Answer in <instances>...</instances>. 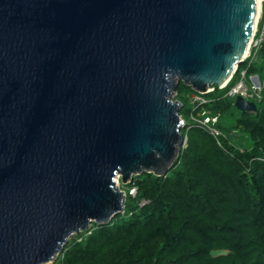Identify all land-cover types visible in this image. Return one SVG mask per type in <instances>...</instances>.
Returning <instances> with one entry per match:
<instances>
[{"label":"water","instance_id":"obj_1","mask_svg":"<svg viewBox=\"0 0 264 264\" xmlns=\"http://www.w3.org/2000/svg\"><path fill=\"white\" fill-rule=\"evenodd\" d=\"M255 5L0 0V264L54 263L70 237L124 211L116 179L167 174L184 141L180 82L229 80Z\"/></svg>","mask_w":264,"mask_h":264},{"label":"trees","instance_id":"obj_2","mask_svg":"<svg viewBox=\"0 0 264 264\" xmlns=\"http://www.w3.org/2000/svg\"><path fill=\"white\" fill-rule=\"evenodd\" d=\"M258 61L244 63L246 76L264 70V50ZM214 87L203 108L230 118L247 147L188 122L185 146L167 174L138 175L124 211L82 241L71 239L59 264H264V88L250 112ZM179 89L194 91L182 82ZM218 127L231 130L223 121ZM214 249L228 253L212 257Z\"/></svg>","mask_w":264,"mask_h":264},{"label":"rangeland","instance_id":"obj_3","mask_svg":"<svg viewBox=\"0 0 264 264\" xmlns=\"http://www.w3.org/2000/svg\"><path fill=\"white\" fill-rule=\"evenodd\" d=\"M259 56L260 54L258 55H255L253 56V61L254 62H259ZM252 61V62H253ZM245 64L242 63L241 66L242 68H244ZM244 66V67H243ZM248 74V73H247ZM235 76H233L228 82L227 84L221 88V90L223 89H230L232 84H233V79H234ZM246 82H247V86L250 87L251 85V82H254L255 84H258V90L256 91V93L253 94V97L254 95H257V100L260 99V96L262 94V91H263V88H264V70L263 71H260L258 73H249L247 75V78H246ZM230 85V86H229ZM178 89V88H177ZM215 89V88H214ZM214 90L212 91H208L205 90V94H203L202 96H200L202 99H204L206 102H210L211 101V98L208 96L209 93H212ZM192 93V91H190ZM191 93H188L186 91H184V89H179V90H176L173 98L174 99H177L180 101V103L182 104V108L179 112L181 118L183 119V121L186 123L185 124V127L187 125L188 122H197V123H200L198 120H194L193 118H196V115L198 116H207L208 118H205L202 122H205V127H209V128H214L216 131H218L219 135H220V138L221 137H224V139L227 140V142L233 146H237L239 147L240 149H245L248 145V138L246 135H244L241 131H236L235 128H232V123L230 121V118L226 117V118H223L221 120V117L219 116V114L215 113V112H210V110H207L206 108H201V107H205V104L204 103H201V100L200 99H197L195 100V102H197L198 104L196 103H191V99H189V95ZM227 92L224 93V95H226ZM254 99L253 102H257V100ZM203 105V106H201ZM191 108V111L188 113V117L184 116V111L187 109V108ZM204 112V114L202 115L201 113ZM225 122L227 126L231 127L230 131L228 130H222L221 128L218 127V124L219 122ZM204 124V123H202ZM212 126V127H211ZM183 129V128H182ZM181 129V131H182ZM222 131H221V130ZM185 146V136H184V141H183V144L181 147H184ZM181 149V148H180ZM178 159V157L176 158V160ZM171 169V168H170ZM169 169V170H170ZM138 175H135L133 176L130 180L127 181L126 184H122L121 180L120 179H116V185L118 188H120L121 190L124 191V193L126 194V200H127V191L129 192L128 190V187L131 186V184L133 185L134 181H135V178H137ZM126 202V201H125ZM142 204V203H139V205ZM92 231V229H89V230H83L81 232H79L78 234H75L73 237H70L69 240H68V244L71 243V239H75L76 241H82V239H84L86 236H88V234ZM67 244V245H68ZM65 250V249H64ZM62 251L61 254H59L57 256V259L54 263L52 264H59L60 261L62 260V257H63V252L65 253V251Z\"/></svg>","mask_w":264,"mask_h":264},{"label":"built area","instance_id":"obj_4","mask_svg":"<svg viewBox=\"0 0 264 264\" xmlns=\"http://www.w3.org/2000/svg\"><path fill=\"white\" fill-rule=\"evenodd\" d=\"M264 50V0H260V5H259V13L257 17V21L255 24V27L253 29V32L251 34L250 40L248 42V50L247 53L243 56L245 63L250 64L253 61V56L260 54ZM239 73V76L235 81L233 82L232 86L230 89H228L226 92V96L235 98L237 95H241L244 97L246 100L253 101L254 99L257 98V95L253 94L256 93L258 90V84H255L254 82H251L250 87L247 86L246 82V68H241L239 66H236V71L232 73L230 76L229 80L233 77L234 74ZM228 80V81H229ZM227 81V82H228ZM225 83V85L227 84ZM225 85L217 86L218 89L223 88ZM214 86L211 88H208V91L214 90ZM207 90V89H206ZM205 94V92H196L192 91V93L189 95V99H191V103H196L195 100L200 99L201 103H206L204 99H202L200 96ZM195 99V100H194ZM203 106V105H201ZM203 108V107H201ZM202 115L204 112L201 113ZM205 118H208L207 116H198L196 115V118H193L194 120H198L200 123H197L201 125L202 127H205V122H202ZM204 123V124H202ZM212 127V126H211ZM209 133L213 135L215 139H218L220 137L218 131H216L213 127L212 128H207L205 127ZM129 192L127 191V195L134 196L136 192V188L134 185L131 184V186L128 187Z\"/></svg>","mask_w":264,"mask_h":264},{"label":"bare ground","instance_id":"obj_5","mask_svg":"<svg viewBox=\"0 0 264 264\" xmlns=\"http://www.w3.org/2000/svg\"><path fill=\"white\" fill-rule=\"evenodd\" d=\"M259 5H260V0H256V5H255V8H256V9H255V19H254L253 29H254V27H255V24H256V21H257V17H258V13H259ZM252 32H253V30H252ZM247 50H248V44L246 45V49H245L243 55H245V54L247 53ZM225 83H226V82H223V83L221 84V86L225 85Z\"/></svg>","mask_w":264,"mask_h":264},{"label":"crops","instance_id":"obj_6","mask_svg":"<svg viewBox=\"0 0 264 264\" xmlns=\"http://www.w3.org/2000/svg\"><path fill=\"white\" fill-rule=\"evenodd\" d=\"M263 71V70H262Z\"/></svg>","mask_w":264,"mask_h":264}]
</instances>
